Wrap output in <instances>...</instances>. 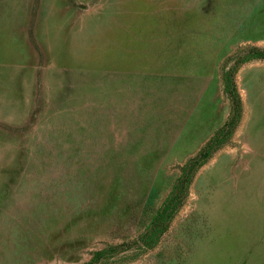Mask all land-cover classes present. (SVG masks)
Returning a JSON list of instances; mask_svg holds the SVG:
<instances>
[{"label": "rangeland", "instance_id": "obj_1", "mask_svg": "<svg viewBox=\"0 0 264 264\" xmlns=\"http://www.w3.org/2000/svg\"><path fill=\"white\" fill-rule=\"evenodd\" d=\"M264 48V0H0V264L132 242ZM148 247L93 264H264V59Z\"/></svg>", "mask_w": 264, "mask_h": 264}, {"label": "trees", "instance_id": "obj_2", "mask_svg": "<svg viewBox=\"0 0 264 264\" xmlns=\"http://www.w3.org/2000/svg\"><path fill=\"white\" fill-rule=\"evenodd\" d=\"M252 59H264V48L251 47L230 58V65L222 72L223 91L229 102V112L222 124L211 134L198 151L188 157L181 165L178 176L171 184L170 190L156 209L144 230L132 242H122L96 250L92 257L81 264H93L101 258H107L120 250L137 249L154 244L165 231L167 224L182 204L188 186L198 168L204 164L213 152L220 147L235 127L240 114V101L233 80L237 68Z\"/></svg>", "mask_w": 264, "mask_h": 264}]
</instances>
